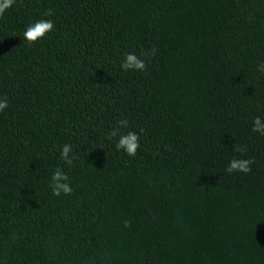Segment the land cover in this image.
I'll return each instance as SVG.
<instances>
[{
  "label": "trees",
  "instance_id": "trees-1",
  "mask_svg": "<svg viewBox=\"0 0 264 264\" xmlns=\"http://www.w3.org/2000/svg\"><path fill=\"white\" fill-rule=\"evenodd\" d=\"M40 19L54 30L30 44ZM153 49L146 71L121 68ZM258 65L264 0H16L0 17V264H264ZM122 119L134 157L107 138ZM234 158L252 171L227 173ZM57 167L70 195H52Z\"/></svg>",
  "mask_w": 264,
  "mask_h": 264
},
{
  "label": "clouds",
  "instance_id": "clouds-1",
  "mask_svg": "<svg viewBox=\"0 0 264 264\" xmlns=\"http://www.w3.org/2000/svg\"><path fill=\"white\" fill-rule=\"evenodd\" d=\"M16 0H0V17H2L6 10L13 7ZM45 16H52L51 10L44 14ZM54 22L50 19H40L35 23L30 24L26 27L23 33L24 39L30 44L36 43L38 40L43 39L48 33L54 30ZM155 54V49L145 51L138 56L135 52L126 53L124 60L121 64V68L124 71H146L147 63L145 62L150 55ZM257 70L264 72V65H258ZM8 107V100L6 97L0 98V112H3ZM129 122L127 119H122L117 121V127L113 128L108 134V139H113L118 137L117 143L115 145L116 150H123L127 155L134 157L137 154L138 149L141 147L140 144V134L135 131H127L126 133H121V128H127ZM143 131V130H141ZM253 133H259L264 136V119L257 116L253 119ZM238 152H244V147L240 146L236 148ZM61 159L69 166L73 164L75 154L73 153V146L71 144H64L60 150ZM255 160L252 158H234L229 161L225 171L229 174L232 173H244L248 174L252 171V165ZM50 188L52 190V195L59 197L61 194L70 195L73 191L71 183L69 181V176L65 171L57 167L52 174ZM129 226V222L125 221V227Z\"/></svg>",
  "mask_w": 264,
  "mask_h": 264
}]
</instances>
